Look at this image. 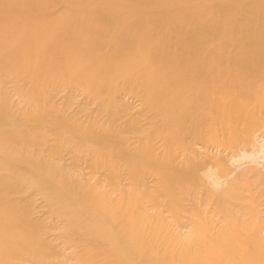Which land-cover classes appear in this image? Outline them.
I'll return each mask as SVG.
<instances>
[{"label": "bare ground", "instance_id": "obj_1", "mask_svg": "<svg viewBox=\"0 0 264 264\" xmlns=\"http://www.w3.org/2000/svg\"><path fill=\"white\" fill-rule=\"evenodd\" d=\"M108 1L0 0V47L5 48L0 52V61L7 58L10 63L25 65L27 59L34 54H38L41 58L48 53L54 56V62L46 61L47 66L53 68L50 64L53 63L55 68V62L58 63L57 59L86 57L97 67H101V69H96L99 74L102 72L100 76L97 71L84 68L80 70L67 68L68 70L63 69L61 73L69 79L72 78L71 80L79 78L91 80L89 83L99 85L92 90L104 93L111 85L106 74L114 69L130 65L134 59L132 52H129L130 54L123 52L125 47L133 46L152 51L142 58L146 62L149 61L148 65L131 74L146 79L142 85L143 90H141L144 102L147 103L149 100L154 110H159L157 112V115L161 117L159 130L163 134L164 153L167 154L162 158L153 154L148 144L150 139L148 136L144 140L145 147L141 145L133 153L125 152L129 156L124 164V170L131 179V185L138 184L139 190L146 188L144 183L146 179L153 177L157 179L158 183L154 191L148 196L146 202H149L148 206L139 198L135 201L123 199L125 189L118 191L119 200L110 197L105 191L94 194L92 189H88L85 185H79L77 188L70 183L65 185L62 195L60 191L57 193L58 196L48 191V194L52 196L50 199L54 200L50 203L53 205L57 203L61 208L57 207L60 210L58 214L66 221L73 222L75 227L82 230L85 235L93 233V236L96 235L97 241L89 240L86 245V257L92 258L98 253V260H102L104 264H175L178 260L184 264H264V251L255 249L256 240L259 238L257 235L239 236L230 231V226H228L230 222L226 226L217 227L200 218L196 219V225L203 223L210 227L213 236L203 233L200 227H196L191 238L196 241V244L188 241L178 246L177 250L163 252V249L173 248L175 244L170 241L167 232H163L167 228L162 214L159 212L155 218L147 214L149 209L166 206L174 216H178L179 208L174 204L180 206L184 201H191V206L195 207L193 202L195 189H184L178 193L176 188L186 184L193 185L195 183L193 173L199 172L202 166L193 163L190 165L191 170H187L186 166L176 167L173 164L172 153L174 146L181 147L182 141L180 140L184 128L190 126L196 129L197 121L203 123L217 121L216 119H202L199 116L201 111L224 112L220 121H224V118L229 115L234 119L242 118L246 121L255 109L264 105V31L252 28L250 21L247 22L246 19L234 17L233 12L236 9L234 0H216L211 9L196 4L195 0H167L170 3L180 1L188 4L182 9L172 6L167 13L163 12V14L158 12V8L163 6L152 4V0H117L114 3H108ZM247 1L253 2V0ZM59 3L66 7L62 17L56 16L53 10L54 5ZM103 3L107 4V7L100 8L97 5ZM134 5L138 6L139 13L145 14L142 16L143 21L144 23L148 21L149 27L141 28L142 19L139 18L138 12H134ZM148 6H153L150 10L157 16L156 21L146 16L150 12ZM122 7L127 8L121 10ZM245 10L250 17L255 14L259 16L258 18L264 17V14L260 15L246 8ZM192 13H197L198 18L191 29L177 28L169 31L162 25L163 21L171 18L189 20L188 15ZM214 17H217V20ZM95 23H105L109 28L98 29ZM240 23L244 27L238 31ZM59 27L66 28L59 30ZM136 29L140 32L138 35H143L153 42H148V44L140 38L133 37V33L130 32ZM167 37L175 38L178 45L175 48L172 47L167 42ZM216 37L221 38L223 43L222 47H217L219 53H216L215 49L207 50L204 46L209 38ZM42 40L48 42L47 47L38 45ZM233 44L240 46L245 56L239 57L230 53V45ZM95 49H98L96 53H94ZM114 59H119L120 64L114 63ZM225 59V62H215ZM173 62L179 66L175 68V71L157 70L160 66H168ZM42 63V60H38L36 63L26 64L21 76L34 74L35 79L43 75V77L52 78L56 73L42 71ZM6 68H3V73L6 72ZM16 76L13 75L14 79H18ZM151 76H153L152 80H148ZM96 78H101V80L95 84L93 79ZM177 87L180 91L173 98L172 103H169V107L156 103L157 100L160 101L163 93L165 95L170 89ZM113 89L121 94L120 89L116 87ZM106 103L113 110V105L108 104L107 101L105 105ZM6 106L4 101L0 102V120L12 122L14 118L9 119V117L6 118V114L4 115ZM115 117L113 115V118ZM34 121L35 119H32L30 122ZM242 124L245 125L243 127H247L245 122ZM230 127L234 128L231 125ZM80 136L85 138L83 133ZM21 137L22 135L15 137L0 131V157H4L7 161L5 162L6 168L12 171L14 176L19 175L18 170L24 163L33 162L32 169L36 171V177L45 182L47 180L45 177L52 175L51 169L46 167V164L44 167L40 161L30 156L19 155V149L15 152L12 149L22 140ZM96 139L104 144L114 141L119 143L117 137L115 139L110 131L101 133ZM142 165L145 167L143 168ZM109 166H107V179L110 184H113L111 179H115L117 171L114 172ZM152 169L159 170L153 173ZM217 183L215 186H205V190L209 196L223 189L221 196L212 199V207L229 221L230 206L241 208L240 203L244 200L245 191L250 196L248 198L251 200L249 207L256 206L258 191L255 192L251 187L243 185L235 186L232 183L221 185L219 181ZM173 184L176 186L173 187ZM1 189L10 191L17 187L9 184L4 177L0 176V192ZM68 191L79 195L84 205L82 213H88L92 217L89 221L79 222L81 212L78 210L74 213L62 211L65 206V201L62 202L63 196ZM146 192L143 190L142 196ZM181 194L187 197L184 201L180 199ZM14 209V203L6 202L0 197V217L4 221L0 229V264H41L37 261L36 253L45 251V243L36 242L32 238V234L40 230L39 223L27 218L31 210L29 205L25 206L21 217ZM14 214L17 216L15 217ZM16 220L26 224L18 234L11 229V225L16 223ZM210 237L215 240L214 243H210L212 241L207 243ZM22 250L28 252L29 255L22 253ZM6 258H11L13 262H7Z\"/></svg>", "mask_w": 264, "mask_h": 264}, {"label": "rangeland", "instance_id": "obj_2", "mask_svg": "<svg viewBox=\"0 0 264 264\" xmlns=\"http://www.w3.org/2000/svg\"><path fill=\"white\" fill-rule=\"evenodd\" d=\"M115 1L117 0H109L108 3ZM215 1L195 0L194 2L211 9ZM234 2L236 5L233 12L235 18L246 19L247 22L250 21L249 24L252 25V28L255 27V29L264 31V17L258 18L257 14L250 17L245 10L246 8L249 9L248 11H255L263 15L264 0H253V2L234 0ZM152 4L162 5L163 7L158 8V12L163 14V12L167 13L172 6L182 9L188 3L152 0ZM97 5L100 8L107 7L105 3ZM134 6V12H138L139 18L142 19L141 28L149 27L147 24L149 22L144 23L143 21L142 16L145 14L139 13L138 6ZM152 7L148 6L147 8L150 10ZM126 8L122 7L121 10ZM53 10L56 16L62 17L66 7L59 3L54 5ZM197 15V13L189 14V20L186 21L171 18L163 21L162 25L167 27L169 31L177 28L191 29L196 24L194 21L198 18ZM146 16L152 21L157 20V16L151 10ZM214 19L217 20V17ZM208 23L211 22L208 21ZM95 26L101 30L109 28L105 23H95ZM243 27L240 23L238 31ZM65 28L59 27V30ZM130 33H133V37L140 38L147 43L153 42L143 35H138L140 32L137 29ZM156 38L157 36L154 37V40ZM167 42L174 48L178 45L177 40L173 37H167ZM47 44L48 42L45 40L38 43L40 47H47ZM222 45V39L219 37L209 38L204 43L207 50L215 49L216 53H219L217 47H222ZM4 50L5 48L0 47V52ZM97 51L98 49H95L94 53ZM123 52L125 54L132 52L134 59L130 65L114 69L106 74L111 85L104 93L92 90L99 86L96 83L101 78L93 79L96 84L94 85L89 83L91 80L83 78L71 80L72 78L69 79L61 73L63 69L67 68H73V70L84 68L97 71L99 74L96 69H101V67H97L94 62L86 57L56 58L58 63L55 62V68L53 63H50L53 66L51 68V66H47V62H54L52 54L46 53L41 58L38 54H34L27 59L26 64L42 60V71L56 73L52 78L43 77V75L37 79L34 78V74L21 76L26 64L10 63L7 58L0 61V102L4 101L7 105L4 112L6 118H14L12 122L0 120V131L15 137L22 135V140L16 144V147L12 148L14 152L19 149V155L30 156L40 161L44 167L46 164L52 173V175L45 177L46 183L38 180L36 171L32 169L33 162H31L24 163L22 168L18 170L19 175L14 176L13 172L6 168L5 162L7 161L4 157H0V176L4 177L9 184L17 187V189L10 191L1 189L0 197L6 202L14 203V210L20 217L23 216L25 206L29 205L31 210L27 218L39 223L40 230L38 229L36 233L32 234V238L36 242L43 241L45 243V251L36 253L38 263L104 264L102 260H98V253L93 257L91 256L92 258L86 257V245L89 240L97 241L96 235L93 236L94 233L85 235L82 230L75 227L73 222L63 219L58 214L61 208L57 203L54 205L50 203L51 201L53 203L54 200L50 199L52 196L48 194V191H51L53 195H57L59 191L61 194L62 191H65V185L70 183L77 188L79 185H85L88 189H92L94 194L105 191L110 197L119 199L118 191L125 189L123 199L135 201L139 198L146 203L149 194L154 191V187L158 183L154 177L146 179L144 181L146 188L144 187L143 190L147 192L142 196L143 190H139L138 184L131 185V179L124 170V164L127 162L125 159L129 156L125 152L133 153L141 145L145 147L144 140L148 136H150L148 144L153 154L162 158L167 153H164L163 143L165 141L159 130L161 124V117L157 115L159 110H154L149 100L147 103L144 102L141 90H143L142 85L146 79L131 74V72L143 69L148 65L149 61L146 62L142 58L148 56L152 51L130 46L125 47ZM230 53L239 57L245 56L241 47L235 44L230 45ZM118 61L119 59L113 60L114 63L120 64ZM225 61L226 59L215 62ZM177 66V63L173 62L168 66H160L157 70L173 72ZM4 67L7 68L6 72L3 73ZM13 75H17L18 79H14ZM152 78L153 76L149 77L148 80H152ZM113 87L120 89L121 94L117 93ZM178 88L170 89L165 95L163 93L160 101L157 100L156 103L169 107V103H172L173 98L180 91L177 90ZM106 101L113 105V110L111 106L108 107L107 103V106L105 105ZM223 113L214 110L201 111L199 116L202 119H216L217 121L207 123L197 121L196 129L190 126L184 128L180 140L182 141L181 147H173V164L176 167L186 166L187 170H191L190 165L193 163L202 167L199 172L193 173L195 176L193 177L195 181L193 185L186 184L176 188L178 193L184 189H195V198L193 199L195 207L191 206V201H184V198L187 197L181 194L180 199L184 202L180 206L174 204L179 208L178 216H174L166 206H158L147 211V214L152 218L159 215V212L162 214L167 228L163 232H167L170 241L175 244L173 248L166 247L163 252L168 253L171 250H177L181 244L188 241L196 244V241L191 239L196 227H200L203 233L213 236L210 227L203 223L196 225L195 221L198 218L217 227L226 226L230 222L228 225L230 231L239 236L244 234L257 235L259 238L256 240L255 249L264 251V193H262L264 191V105L255 109L249 115V119L245 118L246 121L242 118L234 119L230 115L224 118V121H220ZM112 114L116 117L113 118ZM32 119L35 121L30 122ZM243 122L246 123L247 127H243L245 126L242 124ZM230 125L234 128H231ZM105 131L112 132L119 143L114 141L104 144L98 141L97 136ZM82 133L85 138L80 136ZM6 155H8L7 152ZM102 155L106 157H102ZM106 162L108 164H105ZM108 165L114 172L117 171L115 179H111L113 184H110L107 179ZM142 167L144 168L145 165ZM157 170L159 169H152L153 173ZM217 181L221 185L232 183L235 186L243 185L244 187H251L255 192L258 191L259 197L256 206L254 208L249 207L251 200L248 199L250 196L245 191L243 193L244 200L240 203L241 208L230 206L229 221L222 213L215 211L212 207V199L221 196L223 189L222 192L214 190L216 193L209 196L205 190V186H215L218 184ZM172 186L175 187L176 185L173 184ZM65 195L62 200V202L65 201V206L62 208L64 213L80 211L79 222H87L92 218L90 214L82 213L84 205L78 194L68 191ZM56 200L59 202L58 199ZM148 204L149 202L146 203L147 206ZM16 214H14L15 217ZM3 224L4 221L0 217V229ZM25 225V222L16 220V223L11 225V229L18 234ZM198 236L200 238L199 233ZM80 239L82 240L79 241ZM209 241H212L210 243L215 242L212 237L207 239V243ZM198 243L201 244L199 240ZM206 247L208 246L206 245ZM22 253L29 255L24 250ZM6 260L10 263L13 262L11 258H6ZM175 264L184 263L178 260L175 261Z\"/></svg>", "mask_w": 264, "mask_h": 264}]
</instances>
